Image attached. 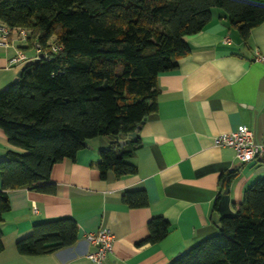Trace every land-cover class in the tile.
<instances>
[{"label":"trees","instance_id":"obj_1","mask_svg":"<svg viewBox=\"0 0 264 264\" xmlns=\"http://www.w3.org/2000/svg\"><path fill=\"white\" fill-rule=\"evenodd\" d=\"M213 8L224 11L245 43L264 22V0H0V22L31 32L21 51L42 54L0 91V129L10 146L0 162V223L10 209L8 190L53 193V166L74 159L89 139L108 141L95 165L101 178L108 172L115 178L136 174L128 159L140 146L143 121L157 110V77L177 68L189 52L184 37L200 32ZM51 41L59 48L54 53ZM235 176L221 174L220 186L227 188ZM243 193L235 213L220 218L215 235L169 264H264V177ZM146 196L137 190L120 198L129 208L143 209ZM75 224H36L16 242L17 253L69 248L77 241ZM147 228L148 237L138 245L160 242L169 223L156 217Z\"/></svg>","mask_w":264,"mask_h":264},{"label":"crops","instance_id":"obj_2","mask_svg":"<svg viewBox=\"0 0 264 264\" xmlns=\"http://www.w3.org/2000/svg\"><path fill=\"white\" fill-rule=\"evenodd\" d=\"M184 41L189 52L175 70L157 77V110L143 121L140 146L128 159L136 174L115 178L108 172L101 178L95 165L108 141L97 137L74 159L53 166V193L8 190L0 264H93L87 256L95 247L85 236L103 230L113 234L114 242L102 264H169L215 235L220 218L235 213L243 191L264 177V156L240 162L233 149L217 146L214 138L245 127L252 141L264 146V66L254 60L264 55V22L252 28L245 43L229 27L224 11L213 8L210 22ZM25 46L0 45V91L37 56L28 50L26 62L12 65L16 51ZM6 139L0 129V162L10 149ZM231 171L236 176L223 188L219 176ZM137 190L147 195L143 209L129 208L120 198ZM156 217L169 223L167 235L157 244L138 245L148 237V221ZM61 219L76 223L74 245L38 256L17 253L16 242L30 235L32 226Z\"/></svg>","mask_w":264,"mask_h":264},{"label":"built area","instance_id":"obj_3","mask_svg":"<svg viewBox=\"0 0 264 264\" xmlns=\"http://www.w3.org/2000/svg\"><path fill=\"white\" fill-rule=\"evenodd\" d=\"M30 30L21 27H8L0 22V45L8 47L14 42L25 43L30 36ZM225 40L228 41L226 38ZM50 52H56V46L52 45ZM17 55L11 60L12 65H20L26 62L28 58L20 50H17ZM38 54V51H37ZM45 59L48 57L43 56ZM37 57H35L36 59ZM254 60L264 66V55L257 54ZM214 144L219 147L233 149L236 158L243 163L253 161L254 159H262L264 156V146L258 145L252 141V133L245 127H240L237 131L228 134H219L214 138ZM33 212L37 213V209L33 207ZM108 230L99 231L96 233L87 234L85 240L88 244L94 246V252L90 253L87 258L93 264H102L109 253L112 252L114 236Z\"/></svg>","mask_w":264,"mask_h":264},{"label":"water","instance_id":"obj_4","mask_svg":"<svg viewBox=\"0 0 264 264\" xmlns=\"http://www.w3.org/2000/svg\"><path fill=\"white\" fill-rule=\"evenodd\" d=\"M41 58H42V54H39L38 57L36 58V60H39V59H41ZM23 70H24V67L21 68V69L17 72V74L14 76L15 78H14L13 82H11L10 84H8L7 87H8V86H12V84L15 83V82L19 79V76H21ZM4 89H5V88H4ZM135 134H136V133L130 134V137H132V138L135 137ZM129 141H130V140H127L126 142H120L119 144H120V146H123L125 143H128Z\"/></svg>","mask_w":264,"mask_h":264},{"label":"rangeland","instance_id":"obj_5","mask_svg":"<svg viewBox=\"0 0 264 264\" xmlns=\"http://www.w3.org/2000/svg\"><path fill=\"white\" fill-rule=\"evenodd\" d=\"M216 9H218V8H216Z\"/></svg>","mask_w":264,"mask_h":264}]
</instances>
